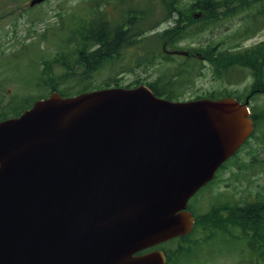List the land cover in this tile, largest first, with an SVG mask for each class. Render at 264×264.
<instances>
[{"label": "water", "instance_id": "water-1", "mask_svg": "<svg viewBox=\"0 0 264 264\" xmlns=\"http://www.w3.org/2000/svg\"><path fill=\"white\" fill-rule=\"evenodd\" d=\"M246 104L141 84L0 120V264H164L134 253L189 232L187 200L252 131Z\"/></svg>", "mask_w": 264, "mask_h": 264}, {"label": "rangeland", "instance_id": "rangeland-1", "mask_svg": "<svg viewBox=\"0 0 264 264\" xmlns=\"http://www.w3.org/2000/svg\"><path fill=\"white\" fill-rule=\"evenodd\" d=\"M193 1L181 0L180 5L185 8ZM27 2L0 0V105L11 103L13 98L19 101L17 107H24L27 101L31 104L36 96L51 91L49 82L52 81L59 88L71 86V91L76 92L83 85L95 88L111 80H116L117 85L135 86L153 80L157 75L155 67L131 65L125 71L117 72L118 65L105 63L89 78L76 82V77L68 76L59 59L61 53L66 54L71 49L67 38L74 36L72 30L87 18L89 0H46L33 7ZM259 9L260 3L249 9L239 8L234 14L210 24L206 30L184 38L179 42L182 47L179 44L178 47H206L212 43L221 49L243 50L264 41V11ZM188 11L186 8L185 13L194 14ZM193 54L201 61L200 66L192 69L193 81L184 84L181 99L205 97L214 92L220 97V93L231 91L244 100L250 93L256 80L250 69L243 68L242 74H229L230 79L238 74L242 78L227 82L226 77L213 73L209 62L198 57L200 54ZM127 58L124 56V60ZM174 59L181 61L177 56ZM248 104L251 112L254 109L259 114L264 110V92L250 94ZM255 192L264 194V120L259 121L249 141L217 171L215 181L196 191L189 198L188 205L197 215L218 203L243 205L253 198ZM229 230L234 233L227 230L214 233L200 228L190 237L194 240L192 243L182 239L167 243L165 247L172 255L171 264H264V258L260 259L248 247L241 229L229 227ZM180 246L184 248L179 252Z\"/></svg>", "mask_w": 264, "mask_h": 264}, {"label": "trees", "instance_id": "trees-1", "mask_svg": "<svg viewBox=\"0 0 264 264\" xmlns=\"http://www.w3.org/2000/svg\"><path fill=\"white\" fill-rule=\"evenodd\" d=\"M262 2L263 0H194L183 8L181 0H89L88 16L72 30L74 36H68L67 42L71 44V49L66 54L61 53L59 60L68 76L76 77V82L89 78L105 63L118 65L117 72L125 71L131 65L155 67L157 75L145 83L158 96L177 98L183 93L184 84L193 81L192 69L200 66L201 61L193 54L197 52L200 54L198 57L209 62L213 73L218 77H226L227 82H236L237 78H242L238 74L230 79L229 74H242L243 68L250 69L256 79L252 84V93L264 92V41L242 48L243 50L221 49L218 44L208 43L206 47H187L184 51L186 55H170L167 52L182 49L179 44L181 40L206 30L210 24L223 16L234 14L239 8L249 9L260 3L261 9L258 11L263 12ZM186 8L194 14L185 13ZM195 10L197 11L194 12ZM168 21L171 23L167 24ZM158 28H161L160 31H157ZM124 56L128 58L124 60ZM175 56L181 58V61H175ZM111 82L117 85L116 80ZM111 82H106L104 86L111 85ZM49 86L51 91H58L63 96L94 88L83 85L72 92L71 86L59 88L54 81L49 82ZM220 94V97L231 95L239 99L231 91ZM216 95L214 92L208 97L219 98ZM43 96L46 94L36 98ZM16 102L19 103L13 98L11 103L0 105V119L18 115L30 105V101H27L24 107H17ZM252 117L257 124L264 117V111L253 113ZM229 227L241 229L248 247L263 259L264 194L255 192L253 198L243 205L218 203L195 216V231L203 228L208 232L223 233L227 230L233 234ZM192 233L194 232L180 239L192 243ZM183 248L180 246L179 252ZM171 259L172 255H169V262Z\"/></svg>", "mask_w": 264, "mask_h": 264}, {"label": "flooded vegetation", "instance_id": "flooded-vegetation-1", "mask_svg": "<svg viewBox=\"0 0 264 264\" xmlns=\"http://www.w3.org/2000/svg\"><path fill=\"white\" fill-rule=\"evenodd\" d=\"M147 250H149V249H147ZM142 252V251H141Z\"/></svg>", "mask_w": 264, "mask_h": 264}]
</instances>
